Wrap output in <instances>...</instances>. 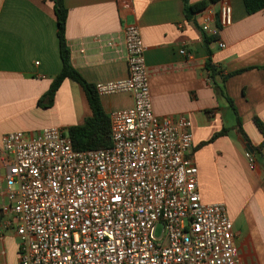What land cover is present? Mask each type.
Segmentation results:
<instances>
[{
  "label": "crops",
  "instance_id": "1",
  "mask_svg": "<svg viewBox=\"0 0 264 264\" xmlns=\"http://www.w3.org/2000/svg\"><path fill=\"white\" fill-rule=\"evenodd\" d=\"M188 1H206V9L216 12L223 5L232 8V24L210 45L222 76L230 74L225 96L210 78L197 16L188 19L184 0H63L71 61L94 85L126 79L124 27H140L154 113L191 121L192 157L203 202L227 205L243 264H264V166L256 158V168L251 169L246 158L247 144L260 148L264 158V135L255 122L264 124V10L248 14L243 0ZM57 31L52 0H0V144L12 132L68 128L92 116L83 88L71 80L63 83L51 108L39 104L62 69ZM220 42L226 47L220 48ZM216 81L221 86V78ZM100 98L107 114L134 103L126 93ZM64 108L75 114L72 121H60ZM230 110L236 116L231 126ZM224 130L226 135L201 146ZM8 168L7 158L0 156V206L8 203ZM0 264H21L14 230L0 237Z\"/></svg>",
  "mask_w": 264,
  "mask_h": 264
},
{
  "label": "built area",
  "instance_id": "2",
  "mask_svg": "<svg viewBox=\"0 0 264 264\" xmlns=\"http://www.w3.org/2000/svg\"><path fill=\"white\" fill-rule=\"evenodd\" d=\"M197 21L219 35L232 8L206 9ZM123 44L128 77L96 84L100 97L134 102L109 113L111 147L77 151L58 127L3 137L0 237L16 232L21 264H243L227 205L202 200L191 121L154 113L139 26L124 27ZM246 158L255 169L254 155Z\"/></svg>",
  "mask_w": 264,
  "mask_h": 264
},
{
  "label": "trees",
  "instance_id": "3",
  "mask_svg": "<svg viewBox=\"0 0 264 264\" xmlns=\"http://www.w3.org/2000/svg\"><path fill=\"white\" fill-rule=\"evenodd\" d=\"M54 2L55 13L57 16V35L59 39L60 55L62 60V69L60 73L54 78L49 90L44 96L41 97L39 104L42 108H51L54 105L56 95L66 80H71L79 84L87 97L90 105L92 116L89 117L83 125H75L67 128V132L72 140L73 146L77 151L96 150L109 148L112 145L111 140V124L109 114L106 113L101 102V98L97 93L96 85L89 83L83 75L73 66L71 61V51L68 45L66 37L67 21H68V9L65 7L63 0H52ZM218 0H210L212 3H216ZM248 14H255L264 10V0H243ZM208 2L204 1L195 5L189 3L188 0H184V10L188 19H192L197 16L198 13L206 10ZM203 43L207 54L206 68L210 74V78L216 89H219L223 96L224 84L229 75L222 76L221 71L216 67L212 59V50L210 45L219 40V35L209 36L202 32ZM221 78L220 83L216 81V78ZM231 107L237 114L234 102L228 98ZM256 125L264 135V124L256 119ZM238 125L241 126V118L238 116ZM228 130H224L212 137L211 140L202 144L207 145L217 138L226 135ZM245 141H249L245 134L242 132ZM200 146V147H201ZM254 159L259 158L264 166V158L261 153V149H255ZM195 151V149H194ZM2 219V213L0 212V221Z\"/></svg>",
  "mask_w": 264,
  "mask_h": 264
},
{
  "label": "rangeland",
  "instance_id": "4",
  "mask_svg": "<svg viewBox=\"0 0 264 264\" xmlns=\"http://www.w3.org/2000/svg\"><path fill=\"white\" fill-rule=\"evenodd\" d=\"M75 114L73 112H69V110L67 109H63V112L61 113V115H59L60 117V121H72V119H74ZM62 118V120H61ZM236 116L234 115V113L230 110L227 116V120H228V125L231 126L234 122H235ZM58 128H62V127H58ZM67 130V128H62ZM219 196H223L222 192L218 193ZM158 234H160L161 232V228H158Z\"/></svg>",
  "mask_w": 264,
  "mask_h": 264
},
{
  "label": "water",
  "instance_id": "5",
  "mask_svg": "<svg viewBox=\"0 0 264 264\" xmlns=\"http://www.w3.org/2000/svg\"><path fill=\"white\" fill-rule=\"evenodd\" d=\"M246 152H250L254 155V150L253 148L250 146V144H247V151Z\"/></svg>",
  "mask_w": 264,
  "mask_h": 264
}]
</instances>
